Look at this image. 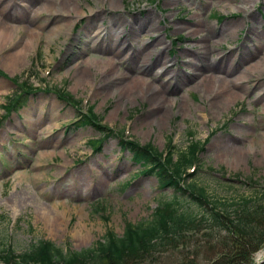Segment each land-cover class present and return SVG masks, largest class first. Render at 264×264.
I'll return each mask as SVG.
<instances>
[{
  "label": "rangeland",
  "instance_id": "374dc122",
  "mask_svg": "<svg viewBox=\"0 0 264 264\" xmlns=\"http://www.w3.org/2000/svg\"><path fill=\"white\" fill-rule=\"evenodd\" d=\"M148 18L152 26H145ZM106 49L123 50L124 59L112 63ZM139 49L144 53L136 57ZM20 51L23 64L14 66L10 56ZM204 61L214 69L206 70ZM0 70L6 74H0L6 248L22 253L48 240L80 251L110 231L122 236L127 223L146 222L159 204L175 200L155 175L137 173L140 165L120 138L173 151L175 159L191 141H207L187 182L204 187L210 202L231 205V212L264 190V0H0ZM16 76L25 81L21 88L11 81ZM136 77L148 81L146 91L156 87L170 100L156 120ZM227 82L236 88L214 102L213 92ZM28 83L39 89L5 115L9 97ZM118 84L125 86L116 90ZM56 89L75 102L61 100ZM91 107L113 129L111 137L75 126ZM101 138V149L93 150L89 141ZM176 200L182 210L205 212L187 197ZM220 232L210 237L203 229L192 235L191 247L166 259L217 264L234 253L225 251L226 232ZM250 260L263 264L264 246L242 262Z\"/></svg>",
  "mask_w": 264,
  "mask_h": 264
},
{
  "label": "trees",
  "instance_id": "16d2710c",
  "mask_svg": "<svg viewBox=\"0 0 264 264\" xmlns=\"http://www.w3.org/2000/svg\"><path fill=\"white\" fill-rule=\"evenodd\" d=\"M19 78L16 79L18 81ZM61 100L71 102L73 96L57 91ZM30 92L19 95L13 107L20 105ZM13 104V103H12ZM79 125L92 126L106 136L114 132L101 124L99 116L93 113L81 114ZM95 149L101 145L93 142ZM122 149L128 150L132 158L142 169L140 173L154 174L161 188H171L175 200L161 203L146 222L127 223L122 236L108 232L102 241L93 247L80 251H65L51 241H39L18 253L12 247L6 248L0 234V262L4 264H175L168 262L170 252L191 247L192 235H198L203 229L208 236L216 231H225L228 250L225 260L217 264H255L242 262L252 259L264 246V190L251 198L244 199L238 210L230 211L231 205L210 202L207 191L197 182H187L194 175L186 174L187 168L198 160V155L204 150L201 142H191L186 152L175 159L174 152L163 156L152 144L143 145L139 142L120 138ZM98 145V146H97ZM188 177V178H186ZM180 196L191 199L201 208L202 215H197L179 208ZM206 206L208 208H206ZM209 223V225H204ZM207 226H210L207 228ZM221 233V232H220ZM230 243V244H229ZM190 244V245H189ZM176 264H200L197 260L183 257ZM264 264V263H263Z\"/></svg>",
  "mask_w": 264,
  "mask_h": 264
},
{
  "label": "bare ground",
  "instance_id": "6f19581e",
  "mask_svg": "<svg viewBox=\"0 0 264 264\" xmlns=\"http://www.w3.org/2000/svg\"><path fill=\"white\" fill-rule=\"evenodd\" d=\"M113 6L117 7V2H112ZM9 7V6H7ZM14 8V7H13ZM99 8V7H98ZM51 10L53 12H57L55 7H52L51 6ZM55 14V13H54ZM56 16H58L59 18V14H55ZM151 19H147L146 23H145V26H152L150 25L151 22ZM142 23V22H137L138 24V28H136L135 30L138 31L139 30V24ZM144 23V22H143ZM57 24V23H56ZM65 27V24L64 25H56V28L54 27H51V30L52 32L54 33H57L59 30H61L62 28ZM142 28H144L143 24H142ZM3 36V40L4 41H7L8 42V39H10L9 36L5 35V33H2L1 34ZM106 52H108L110 55H111V58L110 60L112 61V63H117V60L119 61H122L124 59V55L123 54V50H113V49H106L105 50ZM144 52L141 51V49H139V51L136 53V57L139 56L140 54H143ZM9 59V58H8ZM22 60H23V55L21 54V51L20 52H17V53H14L10 56V63H12L14 66H21L23 63H22ZM204 67L206 70L208 71H212L214 69V67H212V65L208 64L207 61H204L203 63ZM12 67V65H11ZM147 73V68L144 69V71L141 73ZM120 77L122 78H125V75L121 74ZM237 82V80L235 81ZM130 84V82L128 83ZM135 87L138 88L142 95H147L150 100H152V105H151V110H152V116L154 117V119L156 120V118L158 117V115H161L164 113L165 111V105H167L169 103V99L166 97V95H163V92L162 90L160 89H157L156 87H154V90L152 91H146L145 88H146V85H149L148 84V81H146L144 79V77H136L135 78V83H134ZM125 85L123 84H118L115 89H119L120 87H123ZM236 88L235 85H233L231 82H227V85L225 87H221L218 91L216 92H213L214 94V97H216L217 99L214 101V102H218L219 101V98L223 97V96H226L227 93H230L232 92V90H234ZM164 91V90H163ZM235 94V93H234ZM154 122V121H153ZM44 217L47 219V222L53 226V228L57 229V228H60L61 226V223L57 220V218H54V217H50L48 213H44ZM76 231V230H75ZM77 232H81V230L77 231Z\"/></svg>",
  "mask_w": 264,
  "mask_h": 264
}]
</instances>
